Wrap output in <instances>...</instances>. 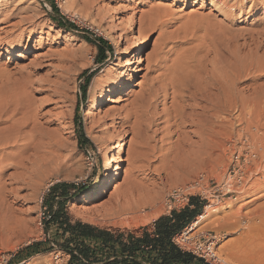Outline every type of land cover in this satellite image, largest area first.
<instances>
[{
	"label": "rangeland",
	"instance_id": "obj_1",
	"mask_svg": "<svg viewBox=\"0 0 264 264\" xmlns=\"http://www.w3.org/2000/svg\"><path fill=\"white\" fill-rule=\"evenodd\" d=\"M15 1L21 3L18 7L20 10H15L13 6L15 2L9 7L0 6V12L4 10L0 13V29H2L0 30V70L4 68L9 72L12 79L17 81L16 85L20 82L19 87L27 93L26 97L23 92L25 100L29 98L27 101L30 103L26 101V104H31L30 107L33 108L31 113H35L37 118L35 117L34 120V123L36 121L34 132H32V124L25 128L30 133L25 132L24 129L27 138L24 141L32 142L36 148H30L23 157L26 158L23 163L27 164L26 166L19 165L16 172L9 170L3 178L6 190H13L16 195L8 198V206L12 213L10 219H13L14 223L10 221L12 229L1 232L0 237L3 236L0 238V264H18L26 259H29L30 264H54L52 251L31 256L23 250L35 242H45L48 237H53V229H50L47 236L44 232L43 222L47 217L44 198L48 189L56 183H72L81 191L66 204L67 214L72 221L124 233L134 232L147 224L115 227L104 224V214L107 209L113 207V203L123 204L133 202L135 199L142 201L151 196L155 199V211L160 217L171 212L168 211L169 204L172 210L177 211L185 206L182 200L177 202L168 200L173 190L179 189L188 198L196 197L206 206H209L211 201L222 200L221 205L226 201L232 202L233 208L236 209L244 203H249L243 210L248 212L264 205V191L253 192L254 194L248 195L249 197L243 196V200L235 202L233 199L240 195L223 196L224 192L221 191L220 184L228 177L226 173H230V176L234 175L233 162L234 172L239 166H243L248 150L243 151L240 157L237 150L258 148L257 143L253 142V137L257 134L260 135L256 137L264 139V121H262L264 118L259 117L261 112L264 117V99H258L264 98V47L258 48L264 44V0ZM1 2L4 3L6 0ZM157 7L169 9L172 15L157 18V26L147 30L148 18ZM24 8L28 9L27 12L23 11ZM11 10L15 18L6 20L5 16L10 14ZM22 13L33 17V25H20L19 28L13 29L12 24L19 21ZM52 20L68 25L72 30H63ZM20 35L23 36L21 41L23 45L28 43L25 53L21 50L23 46H18L20 50L17 52L9 46L12 44V39ZM99 38L105 40L112 48V54L104 51L106 59L102 64L97 61L96 44ZM107 45L101 43L102 49H106ZM73 55H76L74 61L71 57ZM232 69H235V73ZM237 73H240V76ZM231 74L236 77L233 75L231 77ZM90 75L92 77L86 87V98L83 99L82 90ZM174 77H176L174 84L179 88L177 90L167 87ZM215 81L218 84L219 81H225L226 84L223 82L224 84L219 86ZM25 82L30 86H27V89L26 85L23 86ZM231 82H234L233 86L238 94L234 87L232 88ZM65 85L70 87V101L54 104L59 100L53 98L52 92ZM182 85L186 89H183ZM224 86L229 87L228 90H233L231 92L237 95L238 114L237 112L220 114L223 122L228 120L226 125L233 123L231 139L234 143L229 145L234 152L231 164L229 162L231 156H228L230 152L224 150L226 143H223L224 147L219 148V151L215 150L218 138L214 139L215 135L209 129L214 123L218 126L217 121H220V118L215 122L210 120L213 124L209 122L208 128V125L203 123L204 114L200 112L202 109H207V106L211 111L213 110L211 107L216 109L224 104L225 100L219 99L221 91L218 92L220 87L222 89ZM98 87L103 90L100 91V88L98 90ZM110 88L118 91L113 98H110L106 92ZM161 88H166L168 94L175 91V94L182 93L183 96L189 95L190 91L192 92L190 94H195V98L199 99L196 104L190 101H177L172 106L171 94L166 101L160 94V103L154 111V116L149 120L151 122L148 121L150 127L148 123H144L137 136L132 132L125 133L126 125L112 124V120L122 118L133 103L141 104L151 89L159 91ZM94 90H96L95 96L91 99L90 95H93ZM101 93L106 96L103 100L99 98ZM199 93L203 95L200 96ZM213 97L214 100L218 98V102L215 101L216 105L211 103L214 102ZM245 97L246 100L249 99L248 102ZM205 98H210L208 100L211 102L208 100L207 103L204 102ZM201 99L203 104L199 101ZM250 99L254 102L250 103ZM244 101L248 103L247 108H250V113L245 109ZM259 101L261 103L263 101V105L257 104ZM186 103L195 106L193 109L183 108ZM254 107L258 108L259 113ZM251 115L254 119L253 117L251 119ZM256 115L260 118L259 123L255 121L258 118H255ZM18 117L20 118L21 115H16L15 119ZM246 120L248 124L251 122L249 128ZM79 124L82 125L85 136L92 143L93 148L85 146L79 149L77 135ZM259 124L262 125L260 127L262 130L258 127ZM35 130L38 131L37 134ZM203 130H206L207 135L202 133ZM207 130H210L209 133ZM250 131L254 134L251 135ZM40 132L45 136L39 138ZM104 133L113 135L120 133V136L102 149L96 139L103 137ZM27 134L32 139L28 138ZM209 135L210 137H207ZM19 152L17 148L6 150L7 154L12 155L11 157L13 155L16 157ZM236 155L238 159L240 158L238 165H236ZM34 158L35 160L41 158L42 162H45H43L44 167L46 164L48 167L47 171L45 170L47 174L41 180L35 179L34 169L31 167ZM107 160H111L109 171L105 170ZM10 174H13L12 180L8 176ZM112 177L115 178L114 183H110ZM252 182H249L248 188ZM92 191L96 194H91ZM206 206L201 214H204ZM149 209L146 207L144 210L148 212ZM218 209L216 213H212L213 217L204 219L196 226L191 224L186 231L191 240L205 245L215 232H221V238L213 245L216 257L221 255L227 244L238 238V234H227L221 228L211 225L210 221L212 222L214 218L234 210L224 209L223 212L222 208ZM82 216L90 217L96 223H87L83 221ZM47 242L44 243L45 248L48 246ZM68 262L69 258L67 264Z\"/></svg>",
	"mask_w": 264,
	"mask_h": 264
},
{
	"label": "bare ground",
	"instance_id": "obj_2",
	"mask_svg": "<svg viewBox=\"0 0 264 264\" xmlns=\"http://www.w3.org/2000/svg\"><path fill=\"white\" fill-rule=\"evenodd\" d=\"M2 0H0V6H8L9 5L11 6L12 4H14L15 2V5L14 8L15 10H20L18 9L19 5L21 3H17L15 0H6V2H1ZM203 1V0H202ZM213 2H217V1H220V0H212ZM255 1V0H254ZM238 2V1H237ZM221 4V3H220ZM229 5V4H228ZM226 7V6H225ZM228 8V7H226ZM6 10V9H5ZM27 8H24L23 11L24 12H27ZM4 11V10H2ZM1 11V12H2ZM228 11V9H227ZM0 12V13H1ZM11 13L8 14L6 17V20H13L15 18V14L13 15V12L12 10L10 11ZM231 12V11H230ZM172 14L170 13L169 9L167 8H159L157 7L154 12L152 13L151 16H149L148 18V23H149V26H148V29L147 30H151L153 28H155L157 26L156 22H157V18H161V17H164V16H171ZM1 19V18H0ZM33 17L31 16H28L27 14L24 15L23 13L20 15V19L18 22L12 24V28L15 29V28H19L20 25H33ZM10 23V22H9ZM147 23V24H148ZM1 24V23H0ZM6 24V23H5ZM163 24V23H162ZM35 26V25H34ZM132 27V26H130ZM2 30V29H0ZM142 30V29H141ZM69 34V33H68ZM264 36V35H263ZM262 37V35L260 36ZM216 39V38H215ZM250 39V38H249ZM23 40V36L20 35L18 38H14L12 39V44H10L9 46L11 47V49H13L15 52L19 51L20 48L18 46H23L21 47V50H22V53H25L27 51V44L26 45H23V43L21 42ZM210 42V41H209ZM261 44V42H259ZM13 44H15L13 46ZM210 44V43H209ZM211 45V44H210ZM257 45L258 43L256 44V48H257ZM264 45V44H263ZM263 45H260L258 46V48H262L264 47ZM252 47V46H251ZM140 50V49H139ZM254 50V49H253ZM242 54V53H241ZM73 58V61L75 60V57L76 55H73L71 56ZM82 57V56H81ZM78 58V57H77ZM208 61V60H207ZM231 61V60H230ZM220 62V61H219ZM254 63V62H252ZM237 64V63H236ZM187 65V64H186ZM233 65V64H232ZM235 65V64H234ZM233 65V66H234ZM242 65V64H241ZM249 65V64H248ZM251 65V64H250ZM243 66V65H242ZM230 67V66H229ZM248 67V66H246ZM185 68V66H184ZM236 68V67H234ZM249 68V67H248ZM251 68V66H250ZM4 68H2L0 70V235H1V232L2 230L4 231H8L11 228V224H10V221L13 222V219H10L12 218V213H11V210H10V207L8 206V198L11 197V196H14L16 195V193H14V191H7L5 186V181L3 180L5 174L9 171V170H14L15 172L19 169V165H22L26 160V158L24 159L23 157L25 156V154H27V152L30 150V148H36L32 142L26 140L24 141V139H27L26 138V135H25V132L28 130H26L31 124L33 125L32 126V129L34 132V128H35V123H34V120H36V114L35 113H31V111H33L30 106L31 104H26L28 101L25 100V97L23 96V94L25 93V91H22L21 88L19 87V83L18 82V85L17 84V81L13 80L12 79V76L11 74H9V72H6L5 69L3 70ZM186 69V68H185ZM231 69V68H230ZM211 70V69H210ZM235 70V69H234ZM232 69V71H234ZM239 70V69H238ZM262 71V69H261ZM264 71V70H263ZM225 72V71H223ZM238 72V71H237ZM230 73H232L230 71ZM235 73V71H234ZM233 73V74H234ZM213 74V73H212ZM231 74V77L232 75ZM238 74V73H237ZM240 74V73H239ZM238 74V75H239ZM225 75V74H224ZM237 75V77H238ZM191 76V75H190ZM227 76V75H225ZM224 76V78H225ZM234 76V75H233ZM240 76V75H239ZM229 77V76H228ZM228 77H226L228 79ZM230 77V79H232ZM236 77V75L234 76ZM197 78V77H196ZM222 78V77H221ZM204 79V78H203ZM216 79V78H214ZM229 79V80H230ZM176 80V77H174L170 82H169V85H167V87H171L170 89H174V90H177V86L174 84V81ZM190 80V79H189ZM188 80V81H189ZM204 81V80H203ZM233 81V80H231ZM235 81V79H234ZM237 81V80H236ZM28 82V81H26ZM23 84L26 85V89H27V86H28V83L26 84ZM168 82V81H167ZM185 82V81H184ZM191 82V81H190ZM200 82V81H199ZM207 82V81H206ZM217 82V81H215ZM225 84L226 82L223 81ZM223 82L219 81L220 84H222ZM23 83V81H22ZM21 83V84H22ZM223 83V84H224ZM232 83V82H231ZM20 84V85H21ZM120 84V83H119ZM218 84V82H217ZM220 84H218L220 86ZM185 85V84H184ZM183 86V89L186 87ZM188 85H189V82H188ZM187 85V86H188ZM214 85V83H213ZM228 85V84H227ZM232 85V88L234 87V82L231 84ZM231 85H229V87H231ZM22 86V87H23ZM64 86V84H63ZM61 86V89L57 90V91H53L52 92V96L53 98L56 97L58 98L59 101H55L54 104H57V103H60V102H63V103H66V101H70V87H68V85H65V87ZM208 86V85H207ZM23 87V88H24ZM30 87V86H28ZM189 87V86H188ZM195 87V85H194ZM215 87V86H214ZM229 87H220V90L218 92H220V97L219 99H224L225 102L224 104L220 105L221 106H218L219 103H218V107H216V109L212 108L211 106L212 105H209L211 107V110L213 113H211V111L208 109L209 107L207 106V109H202V107H200V109H202L200 112H202L201 114H204L203 115V118H205L204 122L205 125L209 122H211L210 120H214L213 122L217 121L219 118L220 121H217L215 125V123L212 124L214 125L213 127L209 128L210 124L208 125V128L212 131V133L215 135L213 137V135H211L214 139L217 137L218 141L217 143H215V146L217 147H214L215 150H218L219 148H222L224 146L223 143L225 142L226 143V146L224 148V150L226 149L227 151L230 152V154L228 156H231L230 159H229V162L231 164L232 162V156L234 154V152L232 151L233 148H230L229 145L233 144V140L231 139V127H233V123L230 125H226L225 123L228 121L225 120V122L222 121L223 118L220 117V114H223V113H227V114H232V112L236 113L237 112V101H236V96L234 93H232L231 91L233 90H228ZM100 87H98V90H99ZM119 88L121 89V86L119 85ZM213 88V87H212ZM227 88V89H226ZM230 88V89H232ZM179 89V88H178ZM182 89V90H183ZM209 89V88H208ZM216 89V88H215ZM235 89V87L233 88ZM103 89L100 88V91H102ZM110 90V91H109ZM109 90H107L106 92L108 93V95L110 96V98H113L116 94H117V90L114 89V88H110ZM166 88H161L159 89V91H156V90H150L147 94V97L142 100L141 104H138V103H133L132 104V107L130 109L127 110V112L122 115L123 117L122 118H117V119H113L112 120V124H119L121 123V126L123 125H126L125 128H126V131L125 133H129V132H132L134 134V136H137L140 131H141V128L143 127V125H145L144 123H148V121L150 119H152V116H154V111L156 109V107L159 105V99H160V94H162L161 98H163L164 101L168 100L170 98V94H171V105L173 106L177 101L179 102H193L194 104H196V101L199 99H196L195 97V94H190L192 92H188L189 95H186V96H183L182 93H180V95H177L175 94L174 92L173 93H170L168 94L166 92ZM205 90V89H204ZM213 90V89H212ZM230 93H228V91ZM236 90V94H238L237 92V89ZM96 90L93 91V95H90L91 96V99L94 95V92ZM210 91V90H208ZM216 91V90H215ZM24 92V93H23ZM196 92V91H195ZM203 92V91H202ZM91 93V92H90ZM184 93V92H183ZM194 93V92H193ZM205 93V92H204ZM209 93V92H208ZM212 94V93H211ZM218 94V93H217ZM216 94V95H217ZM24 95H26L27 97V93H25ZM200 95V93H199ZM203 95V93L201 94ZM200 95V96H201ZM210 95V94H209ZM215 95V94H214ZM255 95V94H254ZM253 95V96H254ZM262 95V94H261ZM264 95V94H263ZM105 94L101 93L100 94V99L103 100L105 98ZM239 99L241 100V96L239 95ZM251 97V96H250ZM260 97V96H259ZM109 98V100H110ZM215 97H213V100H214ZM243 98V97H242ZM210 99V98H208ZM205 98V100L203 99L204 102H206V100H208ZM218 99V98H217ZM214 100V102H211V103H214L215 104V101L218 102V100ZM252 99H256V98H252ZM250 99V103L254 102V100ZM258 99H264L263 97L261 98H258ZM222 100V101H224ZM228 100V101H227ZM244 100V98L242 99ZM245 100H246V97H245ZM249 100V99H247ZM246 100V101H247ZM257 100V99H256ZM27 101V102H26ZM30 101V100H29ZM201 103L203 102L202 99L199 100ZM221 101V100H220ZM219 101V102H220ZM227 101V102H226ZM252 101V102H251ZM248 102V101H247ZM30 103V102H28ZM207 103V102H206ZM209 103V102H208ZM245 105H246V108L245 109H248L247 107V104L245 101H244ZM260 104L261 102H257V104ZM138 104V105H137ZM184 104V103H183ZM203 104V103H202ZM210 104V103H209ZM241 104V103H240ZM263 105V101L261 103ZM100 105L104 106L103 103H100ZM135 105V106H134ZM216 105V104H215ZM251 104H249L250 106ZM193 104H187L183 106V108H191L193 109ZM200 106V104H199ZM203 106V105H202ZM254 106V105H253ZM30 107V108H29ZM181 107V106H179ZM205 107V106H203ZM252 108V107H251ZM257 107H254V109H256ZM259 108H260V105H259ZM264 108V107H263ZM31 109V110H30ZM250 108L248 109V113H250ZM258 110V108H257ZM256 110V111H257ZM261 110V108L259 109ZM259 110L257 111L259 113ZM255 111V110H253ZM180 112V110L178 111ZM182 112V111H181ZM240 112V111H239ZM264 112V111H263ZM189 113V112H188ZM262 113V112H261ZM260 113V114H261ZM20 114L21 117L18 119H15V116ZM60 115V113H57ZM208 114V115H206ZM238 114V112H237ZM241 114V112H240ZM244 114V113H243ZM259 114V117L261 116L262 118L263 115ZM195 115V114H194ZM193 115V116H194ZM206 115V117H204ZM225 115V114H224ZM242 115V114H241ZM245 115V114H244ZM36 117V118H35ZM179 117V116H178ZM228 117V116H227ZM246 117V115L244 116ZM242 117V118H244ZM251 119H252V115L250 116ZM258 115L255 116V118H257ZM258 117V118H259ZM235 118V116L233 117ZM241 118V117H239ZM238 118V119H239ZM255 119L256 122L259 123L258 120L259 119ZM193 119V118H192ZM227 119V118H225ZM248 119V118H247ZM254 119V117H253ZM118 120V121H116ZM241 121V120H240ZM244 121H245V118H244ZM250 121V119H249ZM248 121V122H249ZM252 121V120H251ZM262 121H264V119H262ZM151 122V121H149ZM200 122V121H199ZM239 122V121H238ZM237 122V123H238ZM242 122V121H241ZM240 122V123H241ZM253 122V121H252ZM231 123V122H229ZM255 123V122H253ZM262 123V122H261ZM264 123V122H263ZM199 124V123H197ZM201 124V123H200ZM228 124V122H227ZM236 124V122H235ZM246 124H247V128L248 125L251 124H248L247 123V120H246ZM112 125V127H114ZM148 126L150 125L149 123L147 124ZM193 125V123H192ZM244 125V124H243ZM256 125V124H254ZM253 125V126H254ZM258 125V124H257ZM184 126V125H183ZM196 126V125H195ZM202 126V124H201ZM212 126V125H211ZM235 126V125H234ZM240 126V125H239ZM262 125L259 124V128L261 127ZM145 127V126H144ZM150 127V126H149ZM207 127V126H206ZM26 128V129H25ZM204 128V127H203ZM207 128V129H208ZM257 126L255 127V130H256ZM24 129H25V132H24ZM36 129V128H35ZM200 129V128H199ZM205 129V128H204ZM245 130H247L246 128H244ZM261 129V128H260ZM108 130V129H107ZM115 130V129H114ZM145 130V129H143ZM209 130V131H210ZM244 132H247L245 131ZM262 130V129H261ZM264 130V129H263ZM202 131V130H201ZM206 131V130H205ZM203 130L202 133H205ZM208 131V130H207ZM208 131V133H209ZM242 131V130H241ZM253 131V130H252ZM38 132L35 130V133ZM258 132V131H257ZM263 132V131H262ZM30 133V132H28ZM41 133V135H40ZM39 133V138L41 137H44L45 135H42V132ZM103 133V132H102ZM121 133V132H120ZM120 133L118 134H115L113 135L112 133L108 134V133H104V136L103 137H98L96 139V142L98 144H100L102 146V149L103 147L105 148L106 145H108L109 142L113 141V140H117V138L120 136ZM251 135L252 132L250 131ZM37 134V133H36ZM35 134V135H36ZM123 134V133H122ZM244 134V133H243ZM246 134V133H245ZM264 134V132H263ZM262 134V135H263ZM29 134H27V137H28ZM33 135V134H32ZM31 135V136H32ZM47 135V134H46ZM205 135H203L205 137ZM247 135V134H246ZM255 135H256V132H255ZM258 136L260 134H257ZM256 135V136H257ZM34 136V135H33ZM202 136V135H200ZM237 136H240V134ZM244 136V135H243ZM256 136H252L253 137V142L254 144L257 143V146L258 148H256L255 150L251 148H246V149H243V148H239L237 151V154L239 155V157L242 155L243 151L245 150H248L246 156L244 157V164L243 166H239L238 170L234 172L235 170V167H234V162H233V173L234 175L233 176H230V173H226L228 174L226 180L223 182L221 181L220 184L222 185L221 186V191H223V196L224 195H227V194H231V195H236V194H239L240 197H235V199H233V201H239V200H243V196H248L250 194H252L253 192H260V191H264V139L263 138H260V137H256ZM264 136V135H263ZM207 137H210L207 136ZM235 137V136H234ZM246 137V136H245ZM256 137V138H255ZM28 138H31V137H28ZM200 138V137H199ZM206 138V137H205ZM32 139V138H31ZM201 139H203V137H201ZM210 139V138H209ZM237 139V138H236ZM23 140V142H21ZM226 140V141H225ZM238 140V139H237ZM236 140V141H237ZM245 140V139H244ZM204 141V140H203ZM201 141V142H203ZM206 141H207V138H206ZM209 141V140H208ZM235 141V140H234ZM247 141V140H246ZM21 142V143H19ZM210 142V141H209ZM252 142V140H251ZM205 143V142H203ZM212 143V142H211ZM242 143V142H241ZM240 143V144H241ZM202 144V143H201ZM206 144V143H205ZM214 144V143H213ZM205 145H203V148H204ZM211 146V145H210ZM237 146V145H236ZM199 147V146H198ZM250 147V146H249ZM13 148H17L19 149V154L16 155V157H14L15 155H13V157H11L12 155L10 154H7L6 153V150H9V149H13ZM40 148V147H39ZM207 148V147H206ZM210 148V147H209ZM253 148H254V145H253ZM100 149V147H99ZM235 149V148H234ZM101 150V149H100ZM200 150V149H199ZM36 151V150H35ZM219 151V150H218ZM223 151V150H222ZM232 152V153H231ZM48 156V154H47ZM210 156V155H209ZM218 156V155H217ZM19 157H21V159L19 160ZM31 157V156H30ZM38 157H41V156H38ZM44 157V156H43ZM215 157V155H214ZM12 158V160H11ZM29 157H27L28 159ZM42 158V157H41ZM41 158H34V162L32 160V163H31V167L34 169V175L35 177H33V174H32V177L37 179V180H41L45 174V170L48 169L47 167V164H46V167H44V164L42 162V159ZM197 158V157H196ZM211 158V156H210ZM225 158V157H224ZM44 159V158H43ZM25 160V161H24ZM206 160V159H205ZM228 160V159H227ZM235 160H236V165L239 164V161H240V158L238 159L237 155L235 157ZM45 163V162H44ZM218 164V163H217ZM224 164V163H223ZM24 165V164H23ZM27 164H25L24 166H26ZM221 165V164H220ZM230 166V165H229ZM22 167V166H21ZM23 168V167H22ZM50 168V166H49ZM117 168V167H116ZM211 168V167H210ZM209 168V169H210ZM32 169V170H33ZM111 169V160H107L105 162V170L106 171H109ZM211 170V169H210ZM209 170V171H210ZM229 170V169H228ZM31 171V170H30ZM47 171V170H46ZM49 171V170H48ZM13 172V174L15 173ZM194 172V171H193ZM32 173V172H31ZM30 173V174H31ZM211 173V172H210ZM216 173V172H215ZM224 173V172H223ZM222 173V174H223ZM12 174V175H13ZM12 175H8L9 178L11 179L12 178ZM20 175V174H19ZM216 175V174H215ZM15 176V175H14ZM218 176V175H217ZM226 176V175H225ZM216 177V176H215ZM255 178V180H253ZM217 179H219V176L217 177ZM222 179V177L220 178ZM12 180V179H11ZM205 180V179H204ZM251 185H250V188L247 187L248 184H250L249 182H251ZM115 182V178L112 177L110 179V183H114ZM206 182V181H205ZM218 182V181H217ZM40 184V183H39ZM219 184V185H220ZM201 185V183H200ZM249 190V191H248ZM248 191V192H247ZM91 194H96L95 191H92ZM254 194V193H253ZM150 196V195H149ZM262 196V195H261ZM264 196V195H263ZM232 197V196H231ZM231 197H230V201H231ZM249 197V196H248ZM258 198H262V197H258ZM131 200V199H130ZM144 200V199H143ZM139 201V199H135L133 200V202H125L123 204H116L114 205L113 203V207H111L110 209H107V212L106 214H104V217H103V223L104 224H107V225H110V226H131V224L134 226L135 225H138V224H141V225H145V224H148V223H151L153 221L156 220V218L159 216L156 211H155V199L154 197H148L146 200L144 201ZM249 202V201H248ZM258 202V201H257ZM222 203V200L221 201H211L209 206H206V210L204 212V214H201L199 215L193 222H192V225L191 226H196L198 225L200 222H202L204 219L206 218H209L210 216H212V213H216L217 210H219L218 208H222L221 210L223 211L224 209H234L233 208V203L232 202H227L224 203V205H221ZM247 205H249V203H246ZM245 203L240 205L239 207H237L236 209H234L233 211L231 212H228L225 215L223 214L222 216L220 217H217V218H214L212 220V222L210 221L211 225H213V227H218V228H221L222 230H224L227 234H238V238H236L232 243H229L225 246V248L223 249V252L221 253V255L218 257H215L219 260V262L221 264H264V205H261V207L259 208H256V209H253L251 211H246L244 212L243 210L245 209V207L247 206ZM214 205L217 207H214ZM221 206V207H220ZM263 206V207H262ZM146 207H149V211L146 212L144 209ZM159 209V208H158ZM220 210V211H221ZM227 210V211H228ZM221 211V212H222ZM219 212V211H218ZM159 213V212H158ZM11 214V215H10ZM100 214V212H99ZM213 217V216H212ZM82 219L83 221L87 222V223H91V224H95V220L90 218V217H83L82 216ZM100 221V220H99ZM100 224V223H99ZM10 226V227H9ZM16 226V225H15ZM9 227V228H8ZM15 228V227H14ZM13 228V229H14ZM17 228V227H16ZM217 229V228H215ZM218 230V229H217ZM13 231V230H12ZM3 233V232H2ZM3 236V235H2ZM1 236V237H2ZM187 235L185 234V238L188 239L190 236L186 237ZM222 236V233L221 232H215L210 240V246H212L215 241H218ZM0 237V238H1ZM214 240V241H213ZM215 254V253H214Z\"/></svg>",
	"mask_w": 264,
	"mask_h": 264
},
{
	"label": "trees",
	"instance_id": "obj_3",
	"mask_svg": "<svg viewBox=\"0 0 264 264\" xmlns=\"http://www.w3.org/2000/svg\"><path fill=\"white\" fill-rule=\"evenodd\" d=\"M52 21L63 30H72L68 25ZM86 41L92 43L88 39ZM101 43L107 45L105 40L98 39L97 61L100 64L106 59L105 50L112 54L111 46L107 45L106 49H102ZM91 77H88L82 90L83 99L86 98V87ZM77 135L79 149L85 146L93 148L81 124L78 125ZM80 192L76 185L61 182L52 185L44 198V210L47 214L43 222L45 235L53 229V237H48L45 242H51L57 250L69 255L68 264H207L203 259L180 249L172 240L203 212L206 204L196 197H190L187 206L181 210H172L168 215L158 217L153 223L152 232L144 229L141 235L135 236L129 232L112 231L72 221L67 214L66 204ZM45 242H35L23 251L31 256L53 251L52 246L39 250Z\"/></svg>",
	"mask_w": 264,
	"mask_h": 264
},
{
	"label": "built area",
	"instance_id": "obj_4",
	"mask_svg": "<svg viewBox=\"0 0 264 264\" xmlns=\"http://www.w3.org/2000/svg\"><path fill=\"white\" fill-rule=\"evenodd\" d=\"M168 200H172L174 202L180 201L182 200L185 204V206H187L189 198L183 194V192H181L179 189L178 190H173L171 194H169V198ZM185 206H183L182 208H184ZM181 208V209H182ZM168 211H172L171 205H168ZM190 227V226H189ZM186 228L182 233H180L179 235L175 236L172 240L174 242L175 245H177L180 249H182L183 251H187L190 252L191 254H193L194 256L203 259L207 264H214V263H219V260L215 257L216 253L213 250V244L212 246L209 247L210 245V239H208V243L202 244L199 241H193L191 240V238L189 237L188 239L185 238V234L187 235L186 237H188V234L186 233V231L189 229ZM214 241V240H213ZM216 242V241H215ZM53 261L54 264H67L69 255L65 254L62 251H59L56 249L55 246H53ZM63 257H65V261H63ZM18 264H30L29 259H26L24 261H21Z\"/></svg>",
	"mask_w": 264,
	"mask_h": 264
},
{
	"label": "crops",
	"instance_id": "obj_5",
	"mask_svg": "<svg viewBox=\"0 0 264 264\" xmlns=\"http://www.w3.org/2000/svg\"><path fill=\"white\" fill-rule=\"evenodd\" d=\"M153 223H154V221L153 222H151V223H149V224H147V225H145V226H143V227H141V228H138L136 231H134V232H129V233H131V234H133V235H135V236H139V235H141V233H142V231L144 230V229H147L148 230V232H152L153 231ZM118 232H121V231H118ZM45 241V240H44ZM53 244L51 243V242H49L48 243V246H47V248L48 247H50V246H52ZM45 249V245H43L39 250H44ZM36 254H43V253H36Z\"/></svg>",
	"mask_w": 264,
	"mask_h": 264
}]
</instances>
